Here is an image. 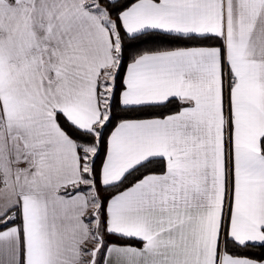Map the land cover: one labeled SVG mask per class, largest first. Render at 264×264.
I'll list each match as a JSON object with an SVG mask.
<instances>
[{"label":"snow or ice","instance_id":"1","mask_svg":"<svg viewBox=\"0 0 264 264\" xmlns=\"http://www.w3.org/2000/svg\"><path fill=\"white\" fill-rule=\"evenodd\" d=\"M0 264H264V0H0Z\"/></svg>","mask_w":264,"mask_h":264}]
</instances>
